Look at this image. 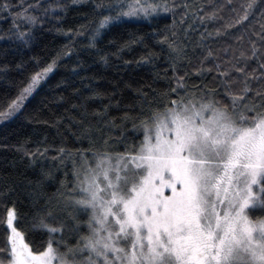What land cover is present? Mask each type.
Masks as SVG:
<instances>
[{
    "label": "snow or ice",
    "instance_id": "6c2138e0",
    "mask_svg": "<svg viewBox=\"0 0 264 264\" xmlns=\"http://www.w3.org/2000/svg\"><path fill=\"white\" fill-rule=\"evenodd\" d=\"M68 8L60 0H0L18 50L30 49L34 30ZM91 14L75 30L57 28L69 43L43 64L32 57L35 70L24 76L25 63L16 65L22 78L0 99V124L24 116L76 37L90 31L86 48L107 65L98 37L133 19H171L152 34L167 48L169 86L151 95L135 89L138 100L118 117L110 114L115 93L74 89L72 135L88 146L56 150L54 159L71 161V170L31 218L30 229L47 236L41 246L25 242L15 204L6 206L0 264H264V0H92ZM154 59L149 52L136 63ZM97 100L102 107L89 111ZM41 176L29 181L34 192L52 174ZM12 190L5 181L0 196Z\"/></svg>",
    "mask_w": 264,
    "mask_h": 264
},
{
    "label": "trees",
    "instance_id": "16d2710c",
    "mask_svg": "<svg viewBox=\"0 0 264 264\" xmlns=\"http://www.w3.org/2000/svg\"><path fill=\"white\" fill-rule=\"evenodd\" d=\"M17 2L18 0H13V3ZM28 2L31 3L32 0ZM47 2L48 0H45V4ZM60 2L69 5L67 12L58 13L61 16L59 22L49 17L42 27L38 26L34 30L38 39L30 49L18 50L19 46L8 39L15 31L12 28L13 20L7 13L0 12V36L4 37L0 40V66L8 65L7 74L0 73L3 77L0 79V99L5 98L6 94H14V85L22 78L16 68L18 63H25L23 75L26 76L36 69L32 57H39L43 64L69 43L68 36L57 32V28L65 32L68 29L75 30L93 19L92 0H82L76 4H72L71 0ZM190 2L211 3L212 0ZM18 23H21L22 28L28 27L26 23ZM170 23V18H156L150 23L131 20L103 30L97 39V48L102 50L101 54L108 56L107 65L100 60L96 50L86 48L90 31L84 36L76 37L72 45V55L63 57L54 72L49 74L41 87L29 98L24 116L19 120L0 124V192L4 191L5 181L14 189L7 196H0V218L6 216V206L12 207L14 203L19 214L18 227L25 231V242H29L30 246L39 247L47 239L45 233L30 229L32 216L45 208L49 196L57 194L64 173L71 170V161L66 160L62 165L59 159H54L57 157L56 150L62 146L71 149L88 146L87 141H77L72 135L77 129L70 126V120L76 117L78 112L71 106L79 103L73 94L74 89L79 88L84 96L90 92L86 85L109 94L115 93L110 114L117 117L123 115V112L129 110L138 100L135 89L142 88L150 95L153 89L157 92L166 89L169 86V80L165 77V69L168 68L167 48L159 45L158 38L152 34L154 31L163 32L165 25ZM140 36L144 38L142 43H130L129 46L122 47L126 42ZM195 38L194 33L193 39ZM149 52L156 54L153 63H136ZM126 61L131 63L126 64ZM73 68L77 69L78 75L72 73ZM167 76H171L170 69ZM103 103L108 101L104 100ZM101 107V102L97 100L90 104L89 111ZM128 127L130 129L131 125ZM37 148L40 153L36 152ZM45 148H48L46 153L43 152ZM26 153H35V156ZM42 172H50L52 177L45 180L34 192V185L29 181L43 179ZM12 180H15L14 184L11 183ZM4 241L5 225L0 224V247L4 246Z\"/></svg>",
    "mask_w": 264,
    "mask_h": 264
},
{
    "label": "rangeland",
    "instance_id": "374dc122",
    "mask_svg": "<svg viewBox=\"0 0 264 264\" xmlns=\"http://www.w3.org/2000/svg\"><path fill=\"white\" fill-rule=\"evenodd\" d=\"M133 20H135V19H133Z\"/></svg>",
    "mask_w": 264,
    "mask_h": 264
}]
</instances>
